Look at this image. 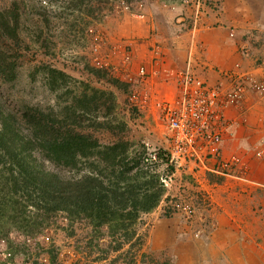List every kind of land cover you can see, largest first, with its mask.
Instances as JSON below:
<instances>
[{
    "label": "crops",
    "instance_id": "obj_1",
    "mask_svg": "<svg viewBox=\"0 0 264 264\" xmlns=\"http://www.w3.org/2000/svg\"><path fill=\"white\" fill-rule=\"evenodd\" d=\"M176 10L122 14L102 44L123 77L146 86L151 116L178 95L179 71L223 92L264 79V0H224L195 24L191 7ZM247 87L223 112L219 153L186 170L194 213L160 203L146 214L147 248L162 264H264V91Z\"/></svg>",
    "mask_w": 264,
    "mask_h": 264
},
{
    "label": "rangeland",
    "instance_id": "obj_2",
    "mask_svg": "<svg viewBox=\"0 0 264 264\" xmlns=\"http://www.w3.org/2000/svg\"><path fill=\"white\" fill-rule=\"evenodd\" d=\"M200 1L198 7V0H0V11L21 14L18 39L9 38L3 45L7 56L16 61L14 78L0 76L3 108L16 114L17 121L25 119L28 105L54 107L62 116L68 111L84 114L82 130L94 133L102 144L113 143L123 136L133 142L128 158L144 159L151 170L164 178L174 174V192L186 188L184 183L194 184L196 180L186 170L197 171V163L171 164L163 146L155 148L157 160H146L155 146L148 148L142 141L158 125V116L150 115L155 107L150 106L149 100L141 106L130 99L134 92L143 99L148 92L146 86L123 77L102 44L107 42L106 35L122 14L143 13L147 8L176 12V9L183 11V7H191L193 14H209L220 12L224 2ZM15 3L18 13L12 10ZM147 106L151 108L146 110ZM27 153L30 161L60 172L61 176L78 177L82 167L97 172L92 164L104 167L96 158L82 167L79 164V168H69L57 161L47 162L37 150L30 149ZM168 190L165 185V193ZM147 213L130 227L129 233H120L114 232L109 223L95 227L76 220L71 227L65 217L67 213L54 212L55 220L48 232L27 241L33 246L38 244L31 251L23 243L21 232L0 233V264H36L37 257L49 263L50 251L55 249L60 258L58 264H162L147 248V228L151 222ZM119 243L122 248L115 250ZM78 245L85 247L84 252H79Z\"/></svg>",
    "mask_w": 264,
    "mask_h": 264
},
{
    "label": "trees",
    "instance_id": "obj_3",
    "mask_svg": "<svg viewBox=\"0 0 264 264\" xmlns=\"http://www.w3.org/2000/svg\"><path fill=\"white\" fill-rule=\"evenodd\" d=\"M16 4L12 10L18 13ZM20 22L21 14L0 11V76L5 78H14L16 61L7 56L3 45L9 38L18 39ZM1 99L0 233L21 232L23 243L31 251L38 244L33 246L27 241L48 232L55 220L54 212L61 210L67 213L71 227L76 220L95 227L109 223L114 232L129 233L141 215L161 201L164 177L151 170L144 159L128 158L133 142L120 136L113 143L102 144L94 133L82 130L84 114L68 111L62 116L54 107L28 105L25 119L17 121L16 114L3 108ZM30 149L37 150L49 163L57 161L69 168L82 167L93 158L104 167L92 164L97 172L82 167L78 177L61 176L30 161ZM122 246L119 243L114 249ZM78 249L84 252L85 247L78 245ZM56 251H50L49 263L39 257L35 263L58 264Z\"/></svg>",
    "mask_w": 264,
    "mask_h": 264
},
{
    "label": "built area",
    "instance_id": "obj_4",
    "mask_svg": "<svg viewBox=\"0 0 264 264\" xmlns=\"http://www.w3.org/2000/svg\"><path fill=\"white\" fill-rule=\"evenodd\" d=\"M199 1L198 7L201 2ZM194 15L193 24L198 22L200 14ZM98 63L101 65V60ZM147 74V68L140 67V75L144 77ZM177 82L178 95L173 100L159 103L158 125L156 129L150 130V137H145L142 141L148 148L155 146L150 156L146 158L147 161L157 160L159 155L155 148L163 146L165 157L171 164L195 162L204 165L209 156L219 153L223 140L224 110L240 100L248 84L254 90L264 91V79L252 80L248 76L239 88L224 92L218 86H209L202 78L190 71H179ZM130 99L141 106L148 100L151 101L149 92H145L143 99H139L134 92ZM152 135L156 137L152 138ZM223 166L222 171L227 172V163ZM174 180V174L163 178L164 184L170 189L162 199L166 210L191 216L195 211L193 199L185 188L180 187L174 192Z\"/></svg>",
    "mask_w": 264,
    "mask_h": 264
}]
</instances>
